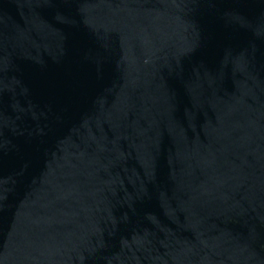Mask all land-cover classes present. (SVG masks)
Masks as SVG:
<instances>
[{
  "label": "water",
  "instance_id": "water-1",
  "mask_svg": "<svg viewBox=\"0 0 264 264\" xmlns=\"http://www.w3.org/2000/svg\"><path fill=\"white\" fill-rule=\"evenodd\" d=\"M0 264H264V0H0Z\"/></svg>",
  "mask_w": 264,
  "mask_h": 264
}]
</instances>
